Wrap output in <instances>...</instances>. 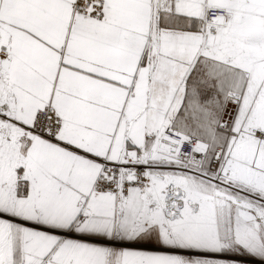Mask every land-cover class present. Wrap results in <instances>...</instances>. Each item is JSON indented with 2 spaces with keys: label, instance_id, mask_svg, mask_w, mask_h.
I'll return each mask as SVG.
<instances>
[{
  "label": "snow or ice",
  "instance_id": "obj_1",
  "mask_svg": "<svg viewBox=\"0 0 264 264\" xmlns=\"http://www.w3.org/2000/svg\"><path fill=\"white\" fill-rule=\"evenodd\" d=\"M0 264H264V0H0Z\"/></svg>",
  "mask_w": 264,
  "mask_h": 264
}]
</instances>
